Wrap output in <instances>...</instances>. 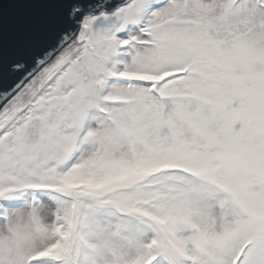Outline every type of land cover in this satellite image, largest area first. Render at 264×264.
I'll list each match as a JSON object with an SVG mask.
<instances>
[{
	"label": "snow or ice",
	"instance_id": "6c2138e0",
	"mask_svg": "<svg viewBox=\"0 0 264 264\" xmlns=\"http://www.w3.org/2000/svg\"><path fill=\"white\" fill-rule=\"evenodd\" d=\"M0 264H264V0H0Z\"/></svg>",
	"mask_w": 264,
	"mask_h": 264
},
{
	"label": "water",
	"instance_id": "95a60500",
	"mask_svg": "<svg viewBox=\"0 0 264 264\" xmlns=\"http://www.w3.org/2000/svg\"><path fill=\"white\" fill-rule=\"evenodd\" d=\"M30 8L26 4H14L6 7L4 14V24L8 28L10 26L22 23L28 16Z\"/></svg>",
	"mask_w": 264,
	"mask_h": 264
}]
</instances>
